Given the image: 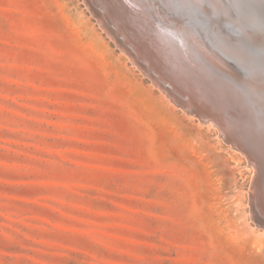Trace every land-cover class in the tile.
<instances>
[{
    "label": "rangeland",
    "instance_id": "374dc122",
    "mask_svg": "<svg viewBox=\"0 0 264 264\" xmlns=\"http://www.w3.org/2000/svg\"><path fill=\"white\" fill-rule=\"evenodd\" d=\"M91 1L103 18L87 0H0V264H264L255 189L259 177L264 188V116L255 110V135L245 117L237 133L231 111L248 95L239 84L254 94L249 86L264 79V63L252 65L256 54L264 60V6L254 13L253 0L212 1L234 39L228 61L243 72L226 89L230 101L210 81L199 92L201 74L176 62L183 49L178 57L151 42L148 34L159 45L168 22L156 0ZM199 11L188 13L216 18ZM140 53L168 71L154 72ZM151 74L217 104L203 117ZM248 102L237 107L244 116L253 114Z\"/></svg>",
    "mask_w": 264,
    "mask_h": 264
},
{
    "label": "bare ground",
    "instance_id": "6f19581e",
    "mask_svg": "<svg viewBox=\"0 0 264 264\" xmlns=\"http://www.w3.org/2000/svg\"><path fill=\"white\" fill-rule=\"evenodd\" d=\"M98 1V0H97ZM120 1H122V0H120ZM125 0H123V2H124ZM133 2H134V0H132ZM151 2L150 3H152V6H153V0H150ZM167 2H168V0H166ZM166 1H164V3H163V1H162V3L160 2V0L159 1H154V2H158L159 3V5H160V3L162 4V6L163 5H166L165 4V2ZM171 1H173L174 2V4L176 5V7H174V9L176 10V11H173V9H171L172 7H169V6H171L173 3H171L169 6L168 5H166V6H168V7H166L165 8V6H163L164 8H160L161 6H159L158 4H157V7L155 6L156 4H154V6L156 7H154V11H155V13H156V16L157 15H159L158 17H161V18H164V20L166 19V20H168V22L167 23H164V22H160V27L162 28V30H163V32H164V34L166 33V35H167V33L168 34H172V36L173 37H170V35H165V37L163 38V40L162 41H160L159 42V45H158V43H156V41H155V39L152 37V34H148L147 36H149V37H151L152 38V40H151V42L155 45V46H160L161 47V49L163 50V51H165L166 53L167 52H173V51H175L176 53V56L178 55V54H180L178 51V49H183V51H184V53H185V58L183 59V57H182V55H181V57H182V59H180V60H178L179 58V55H178V59H177V63L178 64H180L179 62H183V61H185L186 63L185 64H183V67L182 68H184V69H186L187 70V72L189 73V75H192V74H197V73H199V74H201V76L203 77V79H202V77L200 78V82L202 83V86H200V84H199V86H198V89L200 88V90L201 91H199V92H201V93H205V95H207V92L206 91H210V89L208 88L209 86H208V83H207V81L209 82H213V83H215V84H217V85H219L221 88H223V90L225 91L226 89H228V90H230V89H232V87H234V82L235 81H233L232 80V78L233 77H235V75H239V76H241V74H243V72H239V69L235 66V61L234 62H230V61H228V58H231L232 59V50H233V45H234V39L230 36V37H227V38H225V36H224V34H223V30H224V32L226 31L227 33H230L231 35H232V32H230L231 31V28H230V24H226L221 18H220V10H219V8L218 7H216V6H218L216 3V6L214 7V3H212V1L213 0H210L211 2H209L210 4L212 3L213 5V7L209 4H207L206 6H204L203 5V3L200 1V3H202L201 5H203L204 7H198V5H197V3L195 2V0H170V2ZM182 1H184L185 3H186V7L188 8V11L190 12H195V11H199L200 13H201V16H207V17H216L217 19L219 18L220 19V21L218 20V21H215V19H214V21H207V22H203V20H199L198 19V17H196V14L194 15V14H191V13H188V11L184 8V6H181L180 4L182 3ZM197 1V0H196ZM199 1V0H198ZM197 1V2H198ZM126 2V1H125ZM130 2V1H129ZM136 2V1H135ZM142 2V1H141ZM147 2H148V0H147ZM169 2V3H170ZM181 2V3H180ZM208 2V1H207ZM215 2V1H214ZM131 3V2H130ZM149 3V2H148ZM128 4V3H127ZM142 4V3H141ZM173 4V5H174ZM205 4H206V2H205ZM252 4H253V6H255V7H253L251 10H252V12H254V13H261L262 12V8H263V6H264V0H253V2H252ZM128 5H130V4H128ZM137 5H139V2H138V4ZM145 5H147V4H145ZM151 5V4H150ZM150 5L148 6V7H150ZM183 5H184V3H183ZM246 5H248V2H243V3H241V6H242V8H244ZM262 5V6H261ZM100 6H101V4H100ZM132 6H133V3H132ZM134 6H135V8H137L136 7V5H135V3H134ZM144 6V5H143ZM211 6V7H210ZM261 6V7H260ZM89 7V6H88ZM102 7V9H103V11H104V13L105 14H108V12H107V9L106 8H103V6H101ZM111 7V6H110ZM109 7V8H110ZM146 7V6H145ZM148 7H146V8H148ZM113 8V7H112ZM170 8V9H169ZM91 9V8H90ZM114 9V8H113ZM140 9H141V7H139V12H140ZM152 9V8H151ZM150 9V10H151ZM149 10V8H148V10L147 11H145L144 13H145V15H144V13H143V15L146 17V15L147 14H149V16H150V14H155L154 12L152 13L151 11ZM122 12V11H121ZM120 13V12H119ZM139 14V13H138ZM206 14V15H205ZM124 15V14H123ZM148 16V15H147ZM149 16H148V20H149ZM154 16V15H153ZM153 16H151V17H153ZM199 16V15H198ZM109 17V16H108ZM119 17V16H118ZM110 18V17H109ZM113 18H114V16H113ZM122 18V17H121ZM154 18V17H153ZM152 18V19H153ZM115 19H116V16H115ZM151 19V18H150ZM150 20V21H155V18L153 19V20ZM180 19H181V23L179 22L180 21ZM216 19V20H217ZM121 20V19H120ZM156 20H158V18L156 19ZM161 20H163V19H161ZM161 20H159V21H161ZM179 20V21H178ZM212 20V19H211ZM149 21V22H150ZM159 21L157 22V21H155L154 22V24H156V22L157 23H159ZM177 21H178V23L180 24V25H177ZM108 22V21H107ZM129 22V21H128ZM152 22V23H153ZM103 23V22H102ZM148 23V22H147ZM121 24V23H120ZM154 24H153V26H154ZM156 25H158V24H156ZM155 25V26H156ZM150 26H152V24H150ZM197 26V29L195 30V27ZM105 28V27H104ZM114 28V27H113ZM153 28H155V27H153ZM152 27H151V29H153ZM159 28V27H158ZM158 28H155V30L156 31H160V32H158V33H163V32H161V30H158ZM206 28H210V30H212L211 31V36L213 37L214 36V38L216 39L215 41H217L218 43H219V45L220 46H218V45H216L215 43H214V41L213 40H210V38H208V37H206V35H205V29ZM146 29V28H145ZM221 29H223L222 31H221ZM204 30V31H203ZM156 31H154V32H156ZM110 32V31H109ZM151 32V31H150ZM153 32V33H154ZM208 33V32H207ZM210 33V32H209ZM111 34V33H110ZM109 34V35H110ZM155 34V33H154ZM156 35V34H155ZM158 35V34H157ZM160 35V34H159ZM162 36V35H161ZM154 39V40H153ZM121 40H123V39H121ZM206 40V41H205ZM142 44V43H141ZM125 45V44H124ZM145 45H147L146 43H145ZM259 47L258 48H260L261 50H262V52L264 53V45L262 46L261 44H259L258 45ZM123 48H124V46H122ZM263 47V48H262ZM128 48V47H127ZM126 51H131L132 49H131V47H130V49L131 50H128V49H126V48H124ZM225 49V50H224ZM178 50V51H177ZM134 51V50H133ZM140 51H142V50H140ZM137 53V52H136ZM254 53L256 54V51H254ZM134 54V53H133ZM174 54V55H175ZM183 54V53H182ZM140 55L142 56V53H140ZM150 55H154L155 56V54H154V52H152V51H150ZM257 56V57H256ZM256 58H253L252 57V65H254L255 67L257 66L258 67V64H260L261 62H263L264 63V60L261 58L260 59V57L256 54ZM137 58H138V56H137ZM140 58V57H139ZM150 58V57H149ZM149 58H147V55L145 56V57H143L142 56V59H143V61H145V62H147V63H149V66H151L152 67V69H153V71L155 72V70H161V69H163L164 71H168V69H166V68H164V67H162L161 65H159V64H157V63H155L153 60H150ZM141 59V60H142ZM183 60V61H182ZM134 61V60H133ZM184 63V62H183ZM141 64H139V66H140ZM181 65V64H180ZM142 66V65H141ZM145 66V65H144ZM146 67V66H145ZM141 68V67H140ZM148 69H149V67H147ZM246 74H248V73H246ZM249 75V74H248ZM162 77V76H161ZM160 76H158V79H160L161 80V82L163 83L162 85L165 87V86H168L169 87V92H171V93H174V94H176L175 92H177V93H179V94H181L182 96H185V97H188V98H190V100H191V102H192V104H190L189 103V101L188 100H185L183 97H180V98H182L184 101H187L188 102V104L186 105L185 103H184V101H182V100H180V99H175L176 100V102L177 103H180V104H182L184 107H188V106H191V108H192V106H194V107H196L197 108V110L199 111V113L203 116V117H207V116H209V109L211 108L210 106L211 105H209L210 103L211 104H217V99H216V97H215V99H216V101H215V99H214V97L213 96H208L207 98H208V100L210 101V103L209 104H206L205 102H203L202 100L200 101V98H199V100H198V98L196 99L195 98V96H191L190 95V92H189V90H187L186 88H185V91H184V89H183V91L181 92V91H179V90H177V89H175V86H174V84L173 83H170V85H169V83L168 82H166L167 81V79L169 78V77H167V79L166 78H164V79H166V81L165 80H163L162 78H161ZM192 77V76H191ZM198 77V76H197ZM184 78V77H183ZM261 78H264V74L260 77V79ZM170 79V78H169ZM234 79V78H233ZM259 79V80H260ZM190 80V79H189ZM258 80V81H259ZM191 82V81H190ZM209 82V83H210ZM212 83V84H213ZM238 83H239V81H238ZM192 85H193V83H192ZM236 85V84H235ZM240 85V89H241V91H242V93H243V95L245 94V92L248 94H246L247 96L245 97V95H244V100H242L243 102H240V99L238 98V101L237 102H235L234 101V96H233V100H232V102H229V103H233V102H235V103H237V106L236 105H234V107L233 106H231L232 107V109L233 110H231L232 111V114L234 115V117H236V118H239V119H237V124H236V126L238 127L237 128V133H239V132H241L243 129H244V123L242 122V121H240V119H242L243 117H245L246 118V121H248V125H249V128H250V134L251 135H255V133L254 132H257V130L255 129V127H254V125H253V121H252V117H254L255 116V110L256 109H258V110H261V112H262V115L264 116V112H263V110H264V79H263V81L261 82V83H259V84H255V85H253V86H249V87H252L253 88V92H254V94H252V92L248 89V88H246V91H245V89H243V85H244V83H242V84H239ZM219 86H218V88H219ZM183 87V86H182ZM177 88V87H176ZM195 88V87H194ZM217 88V89H218ZM220 89V88H219ZM191 90V89H190ZM221 90V89H220ZM228 90H226L225 92H226V95L227 96H229V99L232 97H230V95H231V91H228ZM233 90V89H232ZM167 91V92H168ZM195 91H197V90H195ZM212 91H213V89H212ZM211 91V92H212ZM219 91V90H218ZM193 92H194V90H193ZM199 92H197V93H199ZM221 92V91H220ZM227 92L228 93H230V94H227ZM192 93V92H191ZM196 93V92H195ZM222 93V92H221ZM234 93V92H233ZM223 94V93H222ZM177 95V94H176ZM233 95V94H232ZM258 95V96H257ZM178 96V95H177ZM222 97V96H221ZM226 98V97H225ZM257 99V100H256ZM227 101H228V99L226 100V104H227ZM230 101H231V99H230ZM245 101H249L248 103H247V109L248 110H250V111H253V114L251 115V114H249L248 116H244L242 113H241V109H237V107H238V104L239 105H243L244 103H245ZM220 103H224V102H221V101H219ZM219 103V104H220ZM225 104V103H224ZM225 104V105H226ZM245 105V104H244ZM243 105V106H244ZM228 105H226L225 107H227ZM229 107V106H228ZM230 109V108H229ZM203 110H206V113L205 112H203ZM208 111V112H207ZM221 111V110H220ZM223 111V110H222ZM221 111V112H222ZM211 113V112H210ZM214 113V112H213ZM212 113V114H213ZM220 113V112H219ZM222 115V114H221ZM219 118V117H218ZM222 120H223V122H222V124H226L227 126H229V127H231V126H235V124L233 125L225 116H224V114L222 115V118H221ZM221 121V120H220ZM229 123H228V122ZM217 123V122H216ZM221 123V122H220ZM264 124V123H263ZM233 129L235 128V127H232ZM227 130V129H226ZM256 130V131H255ZM242 134H243V132H242ZM230 135V134H229ZM239 135V134H238ZM264 134H261V137L263 136ZM253 138L255 137V136H252ZM258 137V136H257ZM256 137V138H257ZM256 138H254V139H256ZM254 139H252V142L254 141ZM245 140V139H244ZM243 140V144H245V142L246 141H244ZM251 140V139H250ZM256 140H258V138L256 139ZM255 140V141H256ZM242 141V140H241ZM254 141V142H255ZM258 141H260V140H258ZM239 143V142H238ZM256 143H258V142H256ZM260 143V142H259ZM246 145V144H245ZM248 145V144H247ZM246 145V147L248 148V150H249V152H250V154L249 155H252L253 157H254V161H256L257 159H258V157H256L255 158V156H254V154L253 153H251V150L249 149V146H247ZM262 145V144H261ZM262 148H264L263 146H262ZM260 149V148H259ZM263 150V152L262 153H264V149H262ZM257 151V150H256ZM260 151H261V149H260ZM261 154V153H260ZM247 155V154H246ZM257 156H259V155H257ZM263 154L261 155V157L259 156V158H261V159H264L263 157ZM260 159V160H261ZM258 161V164H259V160H257ZM256 161V162H257ZM263 161V160H262ZM264 162V161H263ZM262 162V163H263ZM253 164V163H252ZM255 165H256V169H259L260 167H258L257 166V164L255 163ZM264 165V164H263ZM263 169H264V167H263ZM256 171H259V170H256ZM260 172H261V169H260ZM259 173V172H258ZM257 173V175H259ZM262 173H264L263 172V170H262ZM261 174V173H260ZM262 176H264L263 174H261ZM259 178H262V177H259ZM259 178H257V184H256V188L255 189H257V199H259V201H257V205L260 207V206H263V209H264V188L263 187H260L259 188V184H261L262 185V183L263 182H261L260 180L261 179H259ZM256 179V178H255ZM262 181H264V178H263V180ZM264 185V184H263ZM260 210H261V208H260ZM262 211V210H261Z\"/></svg>",
    "mask_w": 264,
    "mask_h": 264
},
{
    "label": "water",
    "instance_id": "95a60500",
    "mask_svg": "<svg viewBox=\"0 0 264 264\" xmlns=\"http://www.w3.org/2000/svg\"><path fill=\"white\" fill-rule=\"evenodd\" d=\"M87 2H88V4H89V6L91 7V10H92L94 13L98 14L99 17H102V18H103L102 13H101L100 11H98V10L95 8V6L93 5L92 1H91V0H87ZM105 26L108 27V25H104V27H105ZM106 27H105V28H106ZM113 32H114V31H113ZM115 37H116V36H115ZM116 38H117V37H116ZM117 39H118V38H117ZM118 42H119L118 44L122 47V46H123V43L121 42V40L118 39ZM131 55H133L132 52H131ZM133 56H134V55H133ZM134 58H135V57H134ZM136 64H138V61H136ZM145 70H147V68H145ZM151 75H152L153 78L157 79V77H156L154 74H151ZM157 80H158V79H157ZM164 89H165V90H166V89L169 90L168 87H166V88H164ZM173 97H175L174 94H173ZM184 103H185L186 105L188 104L187 101H184ZM253 211H254V212H253V213H254V218H255V219H258V217H257L258 214H257L256 210L254 209Z\"/></svg>",
    "mask_w": 264,
    "mask_h": 264
}]
</instances>
